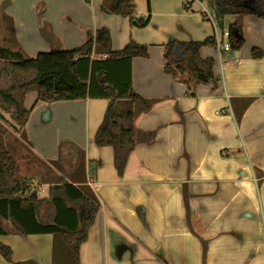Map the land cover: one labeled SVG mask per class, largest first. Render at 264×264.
Returning a JSON list of instances; mask_svg holds the SVG:
<instances>
[{
    "label": "crops",
    "instance_id": "1",
    "mask_svg": "<svg viewBox=\"0 0 264 264\" xmlns=\"http://www.w3.org/2000/svg\"><path fill=\"white\" fill-rule=\"evenodd\" d=\"M101 3L0 0V48L25 60L79 49L97 29L109 32L112 52L129 41L148 47L146 58L131 61L132 91L149 109L130 107L136 144L122 176L112 149L94 143L107 100L30 106L16 137L31 164L44 167L27 180L44 190L36 191L35 221L53 225L47 189L67 182L89 191L99 208L79 248L80 264H264V18L223 19L243 44L238 50L230 44L228 53L202 47L216 87L197 86L188 97L182 81L163 73V53L171 39H214L205 7L197 0H150L149 23L131 28L128 18L104 14ZM134 9L138 20L147 15L145 0H134ZM253 51L260 57L252 58ZM48 176L55 183L40 181ZM0 230V245L11 250V263L0 255V264H71L60 234L23 236L1 216Z\"/></svg>",
    "mask_w": 264,
    "mask_h": 264
},
{
    "label": "trees",
    "instance_id": "2",
    "mask_svg": "<svg viewBox=\"0 0 264 264\" xmlns=\"http://www.w3.org/2000/svg\"><path fill=\"white\" fill-rule=\"evenodd\" d=\"M89 4V0H84ZM212 15L219 31L225 26L227 16L249 15L264 18L263 0H197ZM150 0H145L147 15L135 18L134 0H102L100 10L109 16L129 19L131 28H145L150 20ZM184 8L188 9L185 5ZM240 33L234 37L229 30L231 50H238L242 43ZM215 45L213 38L203 42L181 43L169 40L163 53V73L173 80H180L186 87V96H193L197 86L209 85L215 89L213 61L202 60L200 50ZM231 52V51H230ZM228 53V52H227ZM106 59H101V56ZM148 47L129 41L121 50L112 52L110 34L97 29L80 47L71 51H50L34 59H23L19 52L0 48V110L11 114L19 127H24L33 108H25L27 93H35V104L104 99L108 106L103 121L95 133V146L110 147L114 154V169L123 175L126 161L135 147V129L131 106L136 103L149 109L148 103L132 91L131 61L146 58ZM252 58L260 53L253 51ZM98 164H95L96 168ZM16 165L12 156L0 144V216L9 219L23 236L30 234H60L71 253V264L79 263V248L86 240L88 229L99 211L97 200L87 191L80 192L67 182L47 189L50 204L55 209L53 225L38 224V195L25 196L26 183L16 180ZM82 190V189H80ZM85 191V190H83ZM81 218L79 219V209ZM188 212V210H187ZM264 218V216H263ZM0 235L4 232L0 230ZM0 255L11 263V250L0 245ZM162 260V259H161ZM13 264H35L34 262Z\"/></svg>",
    "mask_w": 264,
    "mask_h": 264
},
{
    "label": "rangeland",
    "instance_id": "3",
    "mask_svg": "<svg viewBox=\"0 0 264 264\" xmlns=\"http://www.w3.org/2000/svg\"><path fill=\"white\" fill-rule=\"evenodd\" d=\"M35 97V93L30 92L26 94L24 99V105L26 109L29 108L33 102H35ZM10 115V113L7 115L0 110V144L7 150L9 155L12 156L15 161L16 180L28 185L30 181L27 182V180L35 175L36 169L39 168V170H41L44 169V167L39 162L31 164L30 161L32 156L27 153L26 148L23 145L18 143L19 139L16 137V135H19L20 133V127L14 123V121L10 118ZM51 180L54 181L52 176H48L46 179H42L40 181L50 183L52 182Z\"/></svg>",
    "mask_w": 264,
    "mask_h": 264
},
{
    "label": "built area",
    "instance_id": "4",
    "mask_svg": "<svg viewBox=\"0 0 264 264\" xmlns=\"http://www.w3.org/2000/svg\"><path fill=\"white\" fill-rule=\"evenodd\" d=\"M203 13L206 19L211 23V25L214 26L215 29L214 42L218 50L222 53L230 51V43L228 42V37H229L228 29L224 28L222 31H219L214 23L213 15L206 8H204ZM36 191L44 193L43 192L44 190L41 189V187H37L34 184H29L27 185V189L24 191V194L25 196H29L31 193Z\"/></svg>",
    "mask_w": 264,
    "mask_h": 264
},
{
    "label": "water",
    "instance_id": "5",
    "mask_svg": "<svg viewBox=\"0 0 264 264\" xmlns=\"http://www.w3.org/2000/svg\"><path fill=\"white\" fill-rule=\"evenodd\" d=\"M139 20H141V19H139Z\"/></svg>",
    "mask_w": 264,
    "mask_h": 264
}]
</instances>
